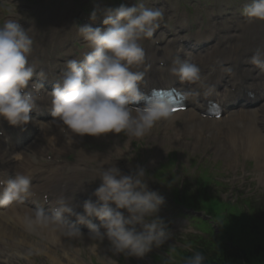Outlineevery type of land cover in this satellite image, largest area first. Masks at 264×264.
Wrapping results in <instances>:
<instances>
[{"label":"clouds","instance_id":"clouds-1","mask_svg":"<svg viewBox=\"0 0 264 264\" xmlns=\"http://www.w3.org/2000/svg\"><path fill=\"white\" fill-rule=\"evenodd\" d=\"M100 14L104 15L105 29L77 25L89 51L81 59L65 61L64 71L51 92L40 82L46 78L45 73H37L31 63L33 28L25 29L16 19L0 25V118L13 127L38 123L30 113L39 110L41 93L51 97L52 122L61 124L74 138L123 134L140 139L157 123L172 117L173 109L165 102L137 106L145 101V72L140 70L146 63L144 42L151 40L160 28L165 19L164 9L136 0L131 6L122 3L105 8L102 13L95 9L90 19L95 21ZM241 14L250 23L264 24V0H249ZM250 63L264 68V49H256ZM167 70L182 85L199 86L203 81L200 67L179 56ZM34 75L38 77L35 81ZM182 95L195 101L200 92L190 87ZM32 159H37L35 153ZM96 178L102 181L92 194L96 201L86 200L83 213L74 212L71 206L75 195H63L50 213L41 207L29 209V215L24 217L26 230L54 226L64 237L83 241L79 225H86L90 240L109 242L112 257L104 258L107 264H118L116 256L143 258L153 247H162L169 237L167 224L159 216L166 201L159 192L149 189L147 171L137 166L125 174L113 163L97 169L92 181ZM0 187V206L23 203L32 194V177L17 172L12 179L0 180ZM66 215H74L75 221L69 222ZM93 218L100 223H93ZM205 261L206 257L197 251L184 257L182 264Z\"/></svg>","mask_w":264,"mask_h":264},{"label":"rangeland","instance_id":"rangeland-1","mask_svg":"<svg viewBox=\"0 0 264 264\" xmlns=\"http://www.w3.org/2000/svg\"><path fill=\"white\" fill-rule=\"evenodd\" d=\"M53 1L56 0H33V4L39 5L43 11L42 7L44 6L53 8ZM133 1L136 2V0ZM148 1L144 0L146 4ZM157 1H165L171 5L173 7L172 10L175 9L178 13L183 14L184 20L189 18L194 20L199 16L198 9L185 8L188 5L191 6V4H195L196 7V3L193 2L195 0ZM200 1L202 6L208 2L213 7H218L219 4L224 3L237 9L241 0ZM77 2L90 8L91 13L93 10L98 9L97 4H101L100 6L105 8H108V2L109 6L126 4V0H120L119 4H114L112 0H77ZM0 10H4L2 3L0 4ZM189 10H191L190 13L188 12ZM7 12L10 13V11ZM53 13L58 12L54 10ZM254 27L260 29L264 27V24L259 23ZM254 27L247 29V32L253 33ZM252 33H249L248 37H252ZM45 42H43L42 46L45 45ZM223 53L228 54L226 51ZM189 115L190 112H184L182 115L175 116V119L171 117L168 120L157 123L148 135L140 138L136 143L130 140L131 137H126L123 134L120 136L108 134L104 139L92 137L82 140L72 144L71 150H63L62 153H58L59 160L65 159V162L69 164L67 169H70L73 165L80 170L73 174L78 183L94 182L92 180L97 175V169L113 163L125 174L140 166L149 174V189L157 191L165 197L166 202L159 211V216L165 220L169 232V237L165 244L160 248L153 247L152 251L143 258L116 256L114 258L118 260V264H163L166 263L163 261L164 259L168 262L172 258V255L168 257L167 253L164 255V249L167 246L180 248L185 246L184 249L189 248L186 241L187 234L189 232H199L194 227L193 222L176 205H173L171 200L173 199L174 190H179L181 185L185 186L187 193L191 194L195 188V181L198 179V175L196 176L198 172H206L211 180L214 177L219 179L221 187H216L217 190H208L210 193H207V195L217 194L220 201L238 203L241 199H247L245 197H253V201H260V198H264V159L259 154L242 149L236 150L237 147L230 152L221 145L217 146V138L211 139L209 137V139L201 142L197 141V143L193 144L192 131L186 132L183 135L184 141L180 143H173L166 138L168 134L170 135L180 130L183 131L184 127H182V124L189 122ZM244 127H248V123ZM197 132L200 133V130ZM202 132L205 133L204 131ZM61 134L64 135L62 131ZM215 136L217 137V134ZM185 137L187 138L186 140ZM43 140L44 137H40L39 141L35 140L32 144L35 146L42 145ZM88 145L107 146L109 153L107 155H99L94 160H91V156L84 157L83 153H81L82 148ZM4 146L10 147L0 143V147ZM8 149L5 151L8 152ZM194 165L195 167H193ZM67 169L64 174H71L67 173ZM95 180L98 181V185L102 182L99 178ZM86 185H80L79 189ZM212 185L216 186L213 183ZM192 196L197 199L196 194H192ZM178 212H181V214L179 215ZM7 213L6 211L2 214ZM1 217L4 218H2L3 226L1 228H4L5 232L0 235L2 237L0 238V264H107L104 258L112 257V253L109 250V242L106 239L101 244L96 240H90L89 234H86V237H83V241L70 240L64 237L59 230L57 236L51 237L49 233L52 234V231L46 226L40 227L35 231L26 230L24 217L18 218L21 222L14 223L10 220V216L1 215ZM5 225H9L14 232L8 231L4 227ZM140 228L141 226L137 225V229L140 230ZM247 230L246 228L243 232L237 234L236 237L240 238L242 236L241 239H247L245 251L249 254L254 251L251 245L257 242V239L252 237L256 236L260 240L261 235L245 232ZM9 234H14L16 238L18 237L20 238L19 240L27 242L28 245L23 247L13 246L16 242H13V238H8Z\"/></svg>","mask_w":264,"mask_h":264},{"label":"bare ground","instance_id":"bare-ground-1","mask_svg":"<svg viewBox=\"0 0 264 264\" xmlns=\"http://www.w3.org/2000/svg\"><path fill=\"white\" fill-rule=\"evenodd\" d=\"M239 23L243 25L240 29V33H241L240 36H243L244 31L248 25H244L245 22H239ZM254 25H257V24L254 23ZM206 32L208 33L207 35L196 33L195 35L196 39H192V41L196 44L199 43V45L202 46V45L209 44L210 41L216 42L217 40H219V43H220L223 41H227L229 39L235 40L236 38H241L233 34L220 38L219 36L214 35V33L211 31L206 30ZM198 39L205 40V41L201 42V40H198ZM249 44H251V41L249 42ZM246 48L247 50L244 51L240 55L241 57H250L252 55L253 51H250L251 50L250 47H246ZM239 49H240V46L234 45L230 50H227L228 54L226 55L222 54V51L212 54V55H211L212 52H210L209 50L202 51L201 52L202 54L197 55L198 61L199 62L201 61L203 64V67L200 69L203 70L204 68L207 67V65L216 66L218 64L223 65L226 63H230V60H231L230 57H232L233 59H238L240 56H236V55H238L237 51ZM231 52H232V55L230 54ZM215 58H220V59L216 60ZM241 62H246V64L250 65L249 68H246L244 64L240 65V70L245 71V73L248 74L247 78L242 77V75L234 74V72L232 71L233 68L229 67L230 65H228L229 69L231 70L230 73L227 71L228 67L223 68L221 70H217L216 73H215L214 68L212 71H209L208 69V71L211 72V74L208 75V79L212 81V84L214 85V87H219V88L225 87L224 94H222L220 97H214L211 93H209L206 100L197 98L195 101H193L192 99H188V102L193 106V109H194L193 112L190 113L189 115V118H190L189 122L182 124L183 125L182 127H184L183 131L180 130L170 135L168 134V136H166L167 139H170V141H172L173 143H180L184 141L183 135L186 132L192 131L193 135L191 136V138H192L193 144L197 143V141L201 142V141H204L205 139H209L210 137L211 139L217 138V143L219 145L220 136H223L227 131L224 139L228 141V145L231 147V150H234L235 147H238L248 152L259 154L264 159V110H263L264 106L262 107L260 105L258 106L257 111H262V112H256V111L251 112V111H246V110L242 111L241 109H237L225 119L227 120V122L223 124L219 123V124L213 125L215 123L213 120L206 121L199 117V114L202 112V109L207 100L215 99V100H218L220 103L226 104L231 101H235L240 97H245V93L248 91L255 93L254 98H257L260 96V94L257 92V89L258 88H261V90L264 89V71L262 74H260V77H257L256 75L262 72L261 67L253 66L248 60H242ZM252 70H254V72H252ZM225 74H227L226 77H224ZM163 75H166L165 77L166 81H164L166 85H171L172 83H175L176 85H180V86L182 85L178 83L176 78L173 77L168 71H165ZM170 75L172 78L171 81L168 78ZM162 81H163L162 75L160 76L156 74L154 76H150V75L145 74V80L142 84V89L147 90L150 87ZM248 81H251L252 84L247 85L246 83ZM184 85H185L186 90L188 89L187 87L190 86L188 84H184ZM191 87L197 88V85H191ZM230 89H233L234 92L232 93ZM247 99H252V98H247ZM52 121L53 120L49 121L48 124H43V128L46 130V142L45 143H43L42 145L34 146L33 148L29 147V150L27 151L20 150L19 152L17 151L13 152L11 148L9 149L8 152H6L4 148L2 147L0 149V153H2V156L0 157V161H1L0 164L8 165L9 167L23 165V163L26 162V160H29V155H31L32 157L33 153H35L37 159L39 157L41 158L42 157L41 152L47 148L52 149L54 143L56 142L58 143L60 139H62L63 141L61 146H59V148L61 149L62 145L64 144V141H66L65 144L67 145L68 143L76 144L82 140L84 141L89 138H92L90 136H85L82 139L74 138L73 135L69 133L68 131H67V134L63 136L60 133V130L64 129L63 126L59 123H54ZM229 121L231 122L229 123ZM247 122H248V127H244V125ZM222 126L224 127L222 128ZM203 129H206L205 133L202 132ZM56 130H58V132L55 134ZM197 130H200V133L197 132ZM216 131H217V137L215 136ZM49 132H52L51 139L48 138ZM53 136H56V139H54ZM99 139H104V137L99 138ZM186 139L187 138L185 137V140ZM7 155H11L12 158L5 157ZM33 163L34 161H31L28 165H26V167L32 166ZM74 169H76L77 171H80L75 167ZM2 180H5V178H3ZM0 191H2V188H0ZM28 200L29 198H27L25 201H28ZM92 200L94 201V199ZM18 203L19 202L13 203L10 206L8 205V208L6 209V211L9 212V214H12V218H14L13 216H15V214H20V212H29V210H25L24 207L18 206ZM20 204H25V203L23 202ZM3 212L4 211H0V229L5 231L4 228H1L3 226L2 224L3 217H1V215L7 216V214H2ZM67 218L69 222L75 221V219H71L70 217H67ZM4 227H6L8 231H10L11 233L14 232L9 225H5ZM46 227L52 231V234L49 233L51 237L57 236L58 234L57 228H55L54 226H46ZM79 227L82 229H85V227L81 225H79ZM8 238H13V242L15 241L17 245H26L25 241L19 240L20 238L18 237L16 238L14 234L13 235L9 234Z\"/></svg>","mask_w":264,"mask_h":264},{"label":"trees","instance_id":"trees-1","mask_svg":"<svg viewBox=\"0 0 264 264\" xmlns=\"http://www.w3.org/2000/svg\"><path fill=\"white\" fill-rule=\"evenodd\" d=\"M187 256H190V255H188V253H184L180 257L183 260V258L184 257H187ZM216 256H217L216 253H211V258L209 259L207 257V259H209V260L208 261H205V264H213L214 261L217 262L218 257H216ZM224 256L226 257L225 262H228V263L230 262L231 263V260L228 258V254H225Z\"/></svg>","mask_w":264,"mask_h":264}]
</instances>
